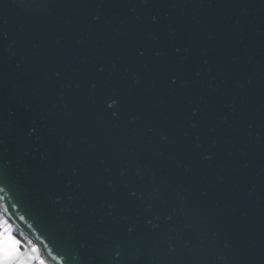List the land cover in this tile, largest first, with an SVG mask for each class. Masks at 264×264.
Returning a JSON list of instances; mask_svg holds the SVG:
<instances>
[{
	"label": "water",
	"instance_id": "1",
	"mask_svg": "<svg viewBox=\"0 0 264 264\" xmlns=\"http://www.w3.org/2000/svg\"><path fill=\"white\" fill-rule=\"evenodd\" d=\"M150 3L0 0V210L48 264H264V0Z\"/></svg>",
	"mask_w": 264,
	"mask_h": 264
},
{
	"label": "snow or ice",
	"instance_id": "2",
	"mask_svg": "<svg viewBox=\"0 0 264 264\" xmlns=\"http://www.w3.org/2000/svg\"><path fill=\"white\" fill-rule=\"evenodd\" d=\"M16 3L18 4V6H22L21 5V0H16ZM6 6V5H5ZM144 7L148 8V7H153V5L150 3V0H144ZM248 7L249 5H241L242 8V14L247 15L248 14ZM94 21L96 24H100L101 23V17L100 16H95L94 17ZM150 23L153 26L159 25L161 23V18L158 15H153L150 18ZM172 35H175V30H172ZM150 38L153 40L158 39L157 34L155 33V31L150 33ZM175 54L180 58V63L181 64H187L190 62V55H189V50L183 47H176L174 49ZM136 53L139 57L144 58L147 56V51L144 48H137ZM152 55L155 59L157 60H161L163 61L165 59V52L161 49V48H154L152 50ZM239 61L237 58H233L232 60V64L236 65L238 64ZM99 72L103 73L105 71V69L103 67H100L98 69ZM60 73H57V76H59ZM197 75H199V73H197ZM133 83L136 86H140L141 85V79L139 76H135L133 78ZM224 84L228 83V80L226 79L225 81H223ZM248 84L251 85L252 81L249 80ZM156 84H153V88H155ZM235 86L236 87H241L242 85L240 84L239 81L235 82ZM190 87V82L188 81H181L180 76L178 75H173L169 77V83H168V88H169V92L170 95L175 96L178 88H189ZM209 94L211 96H218L220 94V89L213 86L210 89ZM201 103H204V100H201ZM164 104V101H161L160 104L156 105L157 108L162 107ZM120 105V100L117 98H112L108 103H107V107L109 109H118ZM225 107L228 109L229 112L231 113H235V104H230V105H225ZM26 110L30 111V106H26ZM114 115H119L118 112H114ZM201 115V111L199 107H194L192 109V116L193 117H200ZM223 125L228 128V129H233L234 125L232 123V121H230L229 119L225 118L222 121ZM190 127L192 129H197L200 127V120L199 119H194L191 121ZM37 128L33 127L30 129V136H36L37 134ZM213 132H215V129H213ZM162 139L167 142L168 141V136L167 135H162ZM224 145L220 144L219 142L216 143V147L217 148H223ZM202 146L197 144L195 145L196 149L201 148ZM246 155V153H245ZM215 159V154L212 152H207L206 154H204L203 156V160L206 162H212ZM178 166L179 167H183V163L182 162H178ZM187 171H191V168L189 167L187 169ZM154 183H153V194L156 197H159V194L161 192V187L159 184L155 183V178H153ZM218 180L223 183V178L222 177H218ZM3 189L0 188V191H2ZM131 197H137V193L135 191L130 193ZM61 198H57V202H59ZM69 199H71V197H69ZM142 199V197H141ZM109 210H113L115 209L116 205L113 203H109L107 205ZM171 219V217L169 218ZM146 223L152 228L153 231H156L159 229L160 225L159 223H154L152 219H148L146 221ZM129 233L131 234L134 229L129 228ZM25 246L22 244V242L16 238V236L13 234V229L11 228L8 220L0 218V264H48V261L43 258V256L41 255V249L39 247L36 246H32L30 248H28L26 251L24 250ZM48 255L51 257V259L53 261L56 262V264H65V260H67L66 258L60 259L58 256H52V253L49 252ZM121 256L122 253L120 252L119 249L116 250V255L114 257V264H120L121 261Z\"/></svg>",
	"mask_w": 264,
	"mask_h": 264
},
{
	"label": "crops",
	"instance_id": "3",
	"mask_svg": "<svg viewBox=\"0 0 264 264\" xmlns=\"http://www.w3.org/2000/svg\"><path fill=\"white\" fill-rule=\"evenodd\" d=\"M0 218L6 219L8 220L11 228L13 229V234L16 236L17 239H19L22 244L25 246L24 250L26 251L28 248L32 247V246H36L33 242H30V240H25L23 238H21L20 234L21 232L15 227V225L3 214V212L0 210ZM38 247V246H36ZM42 255V253H41Z\"/></svg>",
	"mask_w": 264,
	"mask_h": 264
},
{
	"label": "trees",
	"instance_id": "4",
	"mask_svg": "<svg viewBox=\"0 0 264 264\" xmlns=\"http://www.w3.org/2000/svg\"><path fill=\"white\" fill-rule=\"evenodd\" d=\"M21 238L28 240L24 235L20 234Z\"/></svg>",
	"mask_w": 264,
	"mask_h": 264
},
{
	"label": "built area",
	"instance_id": "5",
	"mask_svg": "<svg viewBox=\"0 0 264 264\" xmlns=\"http://www.w3.org/2000/svg\"><path fill=\"white\" fill-rule=\"evenodd\" d=\"M22 234V233H21ZM23 235V234H22ZM27 238V237H26ZM28 239V238H27ZM29 240V239H28ZM31 242V241H30Z\"/></svg>",
	"mask_w": 264,
	"mask_h": 264
}]
</instances>
